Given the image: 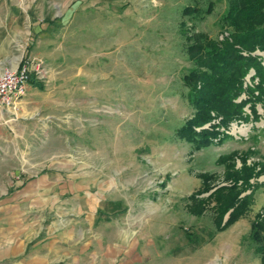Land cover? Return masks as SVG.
Wrapping results in <instances>:
<instances>
[{
	"label": "rangeland",
	"instance_id": "374dc122",
	"mask_svg": "<svg viewBox=\"0 0 264 264\" xmlns=\"http://www.w3.org/2000/svg\"><path fill=\"white\" fill-rule=\"evenodd\" d=\"M213 1L214 11L196 21L181 10L206 0H7L0 65L15 68L22 59L39 58L45 73L38 78L42 89L28 82L16 116L5 115L0 124V187L8 196L49 176V204L26 211L35 215L32 232L50 238V264H75L87 251L88 263L134 261L137 245L148 241L154 251L148 232L161 227L174 247L168 249V241L159 246L160 236L155 245L173 264H262L249 238L252 221L264 215L261 103L255 105L260 120L218 125L211 143L199 149L177 133L195 112L183 82L193 64L181 22L189 34L222 39L229 31L218 20L227 2ZM252 55L264 65V51ZM253 74L250 69L246 84ZM243 167L252 168L246 181H237L239 197L250 194L244 215L218 231L213 201L200 216L188 211V196L202 188L199 174H213L214 188L232 185L228 171ZM98 199L108 211L98 215L94 236L80 230L79 206L90 213ZM106 244L111 247L104 251ZM121 248L126 254L118 256Z\"/></svg>",
	"mask_w": 264,
	"mask_h": 264
},
{
	"label": "trees",
	"instance_id": "16d2710c",
	"mask_svg": "<svg viewBox=\"0 0 264 264\" xmlns=\"http://www.w3.org/2000/svg\"><path fill=\"white\" fill-rule=\"evenodd\" d=\"M227 6L219 16V24L228 34L222 39L208 36L203 32L189 34L186 22H181V30L188 40L186 47L189 60L193 66L183 76V82L188 87V102L194 107V114L177 130L180 138L194 143V149H199L211 143L218 134V125H228L233 120H260L255 107L261 103L264 108V65L259 55H252L256 50L264 51V0H226ZM215 1L206 0L204 5L195 2L185 5L181 14L197 20L204 19L215 9ZM223 34V32L221 33ZM245 52L246 54H244ZM250 69L252 85L245 83V77ZM257 79V83H253ZM30 84L42 89V83L31 77ZM246 84V85H245ZM245 99L237 101L242 95ZM249 105L251 114L244 111ZM214 113V114H212ZM219 117V122H213ZM210 122L208 128L195 131ZM231 156H223L220 160ZM245 158L242 161L245 162ZM242 170L228 171L227 179L232 185L214 187L210 184L213 174L201 173L202 188L192 192L188 197V211L200 216L206 211L209 202H214V225L221 231L240 218L248 209L251 202L250 194L240 196L242 189L237 185L239 179L250 176L251 167ZM213 190L205 197L198 195ZM228 213L224 220L225 214ZM256 215L251 223L249 238L255 243L254 251L260 255L264 264V215Z\"/></svg>",
	"mask_w": 264,
	"mask_h": 264
},
{
	"label": "crops",
	"instance_id": "0c3cea01",
	"mask_svg": "<svg viewBox=\"0 0 264 264\" xmlns=\"http://www.w3.org/2000/svg\"><path fill=\"white\" fill-rule=\"evenodd\" d=\"M6 3L7 0H0V14L3 12L4 7H7ZM29 185L30 187L28 189L24 190L25 188L23 189L22 187L8 196L3 195L2 188L0 187V264H6L4 262H6L7 260L10 261V264H50V238L48 236L40 235L39 232H32V226L30 225L32 224L34 226L35 218L33 217L35 215L26 211L27 206L33 207L36 205L49 204L50 198L48 195H46V193H50L49 191L51 189L49 176L47 180L45 177L39 180H32L30 181ZM71 186L72 184L69 186V188ZM64 187L68 186L64 184ZM74 187L77 188L76 184H74ZM171 188L173 189V185L171 186ZM18 193H20V195H18ZM80 201L81 200H79L78 202ZM100 202L101 199H98L96 207H92V209H94L95 207L94 212H96L97 215L92 212V209L89 211L90 213L84 214L83 207L81 205L79 206L81 214L78 221L80 223L79 227L81 231L83 230V228H87L90 234L94 236L99 235V216L103 215L104 212V206L100 205ZM118 203L120 204V202ZM115 204L116 202L111 204L110 208H114ZM104 210L108 211L107 209ZM37 215H39V213ZM82 215H84V219L88 221V225H83ZM159 215L161 216L163 215V213ZM166 230V227H161L160 229L154 230V233L156 234H154L153 232H148V235L155 244H157L156 242L159 240L157 237L160 236L162 241H160L158 245L161 246L163 245L164 241L170 242L171 240L169 237L167 238V240H164L163 232H165ZM172 230L174 235V228ZM167 232L168 231H166V233ZM34 238L36 239L34 240ZM170 243H173V245L168 246V249L174 247V241L172 240ZM155 244H152L154 248L153 252H151V245L150 243H148V241L147 250H145L147 247L146 243L137 245V247H139L135 260L126 261L122 260V258L118 264H173L174 259L164 260V253ZM110 247L111 246L108 247V245L106 244V246L104 247V251H107ZM135 248L136 247H134L133 250ZM83 250H85L84 246ZM116 250L118 252V256L121 254H126L125 252H123V248H121V250ZM171 253H173L172 256L174 258V251H171ZM147 257L150 258L146 260ZM87 258H92V255H90L88 251L85 252L83 254V257L81 256L80 259L76 258L74 262L75 264L94 263H88Z\"/></svg>",
	"mask_w": 264,
	"mask_h": 264
},
{
	"label": "built area",
	"instance_id": "2783aa9c",
	"mask_svg": "<svg viewBox=\"0 0 264 264\" xmlns=\"http://www.w3.org/2000/svg\"><path fill=\"white\" fill-rule=\"evenodd\" d=\"M31 73L36 80L43 78L39 75L45 73L42 60L22 59L15 68L0 65V124L5 115H10L12 119L16 116L19 102L26 93V84L32 77Z\"/></svg>",
	"mask_w": 264,
	"mask_h": 264
}]
</instances>
